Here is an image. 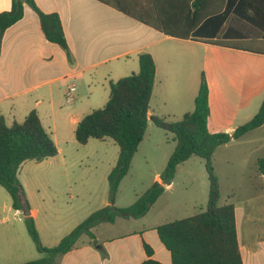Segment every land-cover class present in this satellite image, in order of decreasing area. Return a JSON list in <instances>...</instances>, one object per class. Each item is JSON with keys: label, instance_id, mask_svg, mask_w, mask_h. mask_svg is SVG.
I'll list each match as a JSON object with an SVG mask.
<instances>
[{"label": "crops", "instance_id": "obj_1", "mask_svg": "<svg viewBox=\"0 0 264 264\" xmlns=\"http://www.w3.org/2000/svg\"><path fill=\"white\" fill-rule=\"evenodd\" d=\"M14 2L15 0H0V13L10 11ZM34 2L42 13L59 16L71 58H68L59 45L45 38L39 15L24 5L22 19L4 32L0 43V117L4 118L7 125H11L24 121L31 111H37L44 128L55 140L57 156L62 152L61 144L63 145L64 141L66 145H73L75 130L80 120L107 103L110 83L139 71L138 56L141 53L150 54L156 65L155 86L148 115L161 117L167 121H178L184 114L194 109V100L202 76L205 77L202 65L198 61V46L238 53L233 57L239 60L245 56L244 54L264 57L205 42L216 37H211L214 35L212 33L203 32L202 24L187 35L183 24L189 21L187 17L189 9L193 11L192 1L189 3V0H166L162 4L160 2L162 10L160 18L158 17L159 27L155 26L157 18L151 0H34ZM123 3L148 10V15L151 16H148V20L154 24L150 25L130 16L115 6ZM161 23L177 32L173 34L164 32ZM220 39L232 40L235 36L224 31ZM179 50L185 51V54L189 52L191 58L189 69L183 67L181 71V64L172 61V51ZM231 70V75L224 74L223 66L218 62L213 67V74L218 77L221 85L233 88L245 83L251 76L249 63L233 64ZM71 84L76 85V91L73 95L74 100L68 102L66 92ZM208 87L209 129L213 95L210 85ZM150 124L152 122H149L148 128ZM91 140L82 146H88ZM106 141L112 142L115 146L111 139H105L104 142ZM117 152L119 155V147ZM27 162L23 163L19 170ZM116 162L117 160L104 167L106 181ZM160 176L161 174L156 176L154 183L164 185ZM58 178L52 176L47 182L60 183ZM259 179L263 181L264 175L259 174ZM61 181L65 185V190L61 193L54 192L52 196L44 193L45 206L41 209H30L41 243L47 248L58 245L64 236L96 211L90 204L93 194L90 184L80 176H73L71 179L67 176ZM172 186L173 182L166 185L164 193ZM258 191L260 190L256 192ZM65 193L69 195L68 204L63 199ZM160 198L144 217L136 220H144ZM109 205L115 206V203L111 204L109 195L106 194L102 197V208ZM14 211L15 215H22L20 211ZM235 216L243 264H264V193L251 198L244 207L235 206ZM118 221L124 219H118L113 224L96 225L92 229L94 238L82 236L76 246L64 255L39 253L36 247L34 253L22 228L19 238H12L10 234H13V229L3 228L0 230L3 237L1 244L6 251L4 256L8 258L5 263L23 264L46 257L50 264H141L149 258L144 249L146 243L153 251L151 258L163 264H171V255L155 230L162 224L140 223L125 232L110 233Z\"/></svg>", "mask_w": 264, "mask_h": 264}, {"label": "trees", "instance_id": "obj_2", "mask_svg": "<svg viewBox=\"0 0 264 264\" xmlns=\"http://www.w3.org/2000/svg\"><path fill=\"white\" fill-rule=\"evenodd\" d=\"M164 1L166 0H151L156 12L157 27L162 10L160 2L162 4ZM191 1L193 11L189 9V21L183 24L187 35L202 24L203 32L212 33L214 35L211 37H216L205 42L264 55V0H239L238 3L237 0H189V3ZM24 5L39 15L45 38L59 45L70 59L71 52L59 16L42 13L34 0H15L10 11L0 13V43L4 32L22 19ZM115 6L130 16L150 25L154 24L148 20V16H151L144 8L126 3ZM162 27L168 34L177 32L166 27L165 23ZM224 31L235 36V39L221 40L220 36ZM138 62L137 73L110 83L107 103L80 120L75 130V139L80 145L87 144L91 139H111L119 147L116 165L107 178L110 203L114 204L120 183L128 174L132 159L145 138L149 122H152L158 128L172 133L176 142L160 176L164 185L155 182L128 207L109 205L96 210L52 248L42 245L35 221L30 215L24 219L29 237L39 253L64 255L76 246L82 236L94 238L92 229L98 224H113L118 219L142 218L162 196L165 186L173 182L177 167L191 156H197L205 161L209 176V202L206 210L162 224L155 230L171 255V264H243L235 206L232 203L219 205L221 191L212 160L219 146L239 140L264 125V100L253 118L238 126L234 132L212 133L208 129L209 87L202 76L192 112L184 114L178 121L149 117L156 65L148 53H141ZM57 154L55 140L44 128L37 111H31L24 121L11 125H7L4 118L0 117V186L10 195L14 210L22 211L28 206L24 189L18 179L21 165L26 161L42 162ZM257 167L264 175V157L257 160ZM144 249L149 258L141 264H163L151 258L153 251L146 243ZM23 264H50V260L43 257Z\"/></svg>", "mask_w": 264, "mask_h": 264}, {"label": "rangeland", "instance_id": "obj_3", "mask_svg": "<svg viewBox=\"0 0 264 264\" xmlns=\"http://www.w3.org/2000/svg\"><path fill=\"white\" fill-rule=\"evenodd\" d=\"M236 54L238 53L224 49L198 46V61L202 65L206 82L208 86L210 85L213 95L210 132L234 131L253 118L264 100V57L244 54L245 56L239 60L233 57ZM171 59L176 64H181V71L183 67L190 68L189 52L185 54L183 50L172 51ZM218 62L223 66L224 74L230 75L233 64L249 63L251 76L245 83L234 88L221 85L218 77L213 74V67ZM175 145L172 133L158 128L153 123L150 124L132 159L128 174L120 183L114 200L116 207L125 208L132 205L153 185L156 176L163 173ZM61 146L62 152L58 156L42 162L28 161L19 170L18 179L24 189L29 209L44 207L46 202H43L45 201L43 196L46 193L52 196L54 192L61 193L65 190L61 180L67 176H70V179L73 176H80L90 184L93 189L91 208L96 210L102 208V197L109 195L104 167L117 160L118 146L109 141L96 139H92L88 146L78 144L75 139L73 145H66L64 141ZM263 157L264 125L239 140H233L216 149L212 162L221 191L219 205L232 203L234 206L244 207L251 198L264 193V180L259 179L261 173L257 167V160ZM52 176L59 177L57 180H60V183L55 181L48 184L47 180ZM209 187L205 161L197 156H191L177 167L172 188L164 193L144 220L118 221L110 233L125 232L140 223L164 224L204 212L209 202ZM257 190L260 191L256 192ZM63 197L68 204L69 195L65 193ZM24 219L23 214L15 215L10 195L0 186V230L11 228L12 238H19L22 228L36 253ZM2 239L0 233V264H10L5 263L8 258L4 256L6 251L1 244Z\"/></svg>", "mask_w": 264, "mask_h": 264}, {"label": "built area", "instance_id": "obj_4", "mask_svg": "<svg viewBox=\"0 0 264 264\" xmlns=\"http://www.w3.org/2000/svg\"><path fill=\"white\" fill-rule=\"evenodd\" d=\"M76 91V85L75 84H71L70 86H68L67 92H66V100L68 102H72L74 100V92ZM20 213V212H19ZM23 214V213H21ZM19 215V214H17Z\"/></svg>", "mask_w": 264, "mask_h": 264}, {"label": "water", "instance_id": "obj_5", "mask_svg": "<svg viewBox=\"0 0 264 264\" xmlns=\"http://www.w3.org/2000/svg\"><path fill=\"white\" fill-rule=\"evenodd\" d=\"M16 1H18V0H16ZM22 213H23L24 217L30 216V209H29V207L28 206H25L23 208V210H22Z\"/></svg>", "mask_w": 264, "mask_h": 264}]
</instances>
